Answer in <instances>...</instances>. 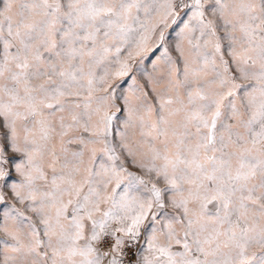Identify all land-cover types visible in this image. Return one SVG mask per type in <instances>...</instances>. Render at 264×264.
Wrapping results in <instances>:
<instances>
[{
	"label": "snow or ice",
	"instance_id": "snow-or-ice-1",
	"mask_svg": "<svg viewBox=\"0 0 264 264\" xmlns=\"http://www.w3.org/2000/svg\"><path fill=\"white\" fill-rule=\"evenodd\" d=\"M0 264H264V0H0Z\"/></svg>",
	"mask_w": 264,
	"mask_h": 264
}]
</instances>
